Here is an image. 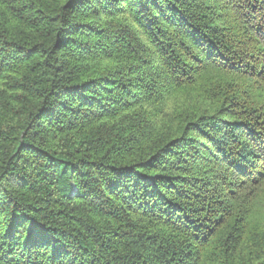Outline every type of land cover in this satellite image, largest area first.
I'll return each instance as SVG.
<instances>
[{"label": "trees", "instance_id": "1", "mask_svg": "<svg viewBox=\"0 0 264 264\" xmlns=\"http://www.w3.org/2000/svg\"><path fill=\"white\" fill-rule=\"evenodd\" d=\"M264 0H0V264H264Z\"/></svg>", "mask_w": 264, "mask_h": 264}, {"label": "rangeland", "instance_id": "2", "mask_svg": "<svg viewBox=\"0 0 264 264\" xmlns=\"http://www.w3.org/2000/svg\"><path fill=\"white\" fill-rule=\"evenodd\" d=\"M261 194H263V195H264V191H263Z\"/></svg>", "mask_w": 264, "mask_h": 264}]
</instances>
